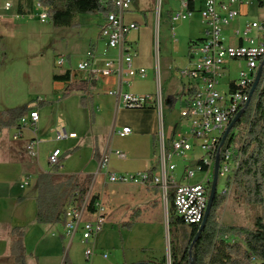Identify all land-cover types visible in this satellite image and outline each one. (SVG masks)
I'll return each mask as SVG.
<instances>
[{
  "label": "built area",
  "instance_id": "1",
  "mask_svg": "<svg viewBox=\"0 0 264 264\" xmlns=\"http://www.w3.org/2000/svg\"><path fill=\"white\" fill-rule=\"evenodd\" d=\"M156 20L157 25L161 12V0H157ZM179 9L170 13V25L182 23L192 19L195 14L200 16L205 26L204 37L193 42L189 51V66L179 71V76L186 79L187 83L183 92L180 117L188 123L189 136L172 128L169 133L161 124L156 136L157 159L160 165L150 172L136 174L116 175L108 171V158L102 156L99 161V169L106 171V177L111 184H133L141 186H155L159 189L163 202L168 203V197L172 196V208L174 215L186 226L199 225L207 207L210 184L216 156H219L217 183L224 181L222 193H226L231 185L232 177L237 169L240 153L233 143H229L223 150V146L229 139L221 144L223 134L235 118L237 113L244 109L250 102L249 92L254 83L257 71L264 59V18L257 21H246L240 28L232 27L240 15V9L252 5L263 7L264 0H176ZM108 2L114 7L113 11L104 16V22L100 28V39L104 41L102 51L103 61L99 65L92 50L77 63L73 69L69 67L62 74L68 73V87L78 76L86 81L115 76L118 79V87L109 90L107 95L117 99L118 104L125 109H143L154 105L159 112L162 110L160 95L138 96L122 91V87L137 79L147 76L146 70L136 68L133 63L134 52L131 42H127V35L138 31L139 26L127 18L133 0H102L105 6ZM12 5L5 2L3 9L9 11ZM34 12L40 22L48 21L47 7L39 2L33 3ZM230 30L229 35L224 32ZM113 51L114 55L109 53ZM68 62V61H67ZM230 63L236 64L237 77L227 85V90L221 92L218 89L219 79L226 71ZM66 64L64 57L55 60V67L63 68ZM232 85V88H230ZM37 102L31 103L30 110L12 128L0 129V135L11 130V140L20 141L24 131H29L32 138L25 144L24 150L29 158L37 157L39 139L36 136L39 114L35 108ZM162 115V113H161ZM166 131V132H165ZM58 137L74 138L75 134L66 135L59 129ZM120 138L131 134V129L125 127L116 133ZM193 141V142H192ZM194 146L199 147L203 156L193 160ZM232 147V151H230ZM114 154L125 159L126 155L120 151ZM60 150H53L48 156L50 166L60 162ZM174 158H180L194 163L196 170L203 173V177L195 181V172L188 166L184 167L181 175L175 174L176 164ZM211 176V177H210ZM195 181V182H193ZM23 182L21 187L27 186ZM89 195L90 192H89ZM88 198L78 205L69 203L64 211V228L68 237H73L77 232L81 234L82 243L86 245L84 258L91 261L95 255L91 242L103 229L107 222L108 207L102 201L94 204V211H88ZM87 217H91L87 219ZM103 259L107 254L103 253ZM63 259L61 264H66Z\"/></svg>",
  "mask_w": 264,
  "mask_h": 264
},
{
  "label": "rangeland",
  "instance_id": "2",
  "mask_svg": "<svg viewBox=\"0 0 264 264\" xmlns=\"http://www.w3.org/2000/svg\"><path fill=\"white\" fill-rule=\"evenodd\" d=\"M13 1V21L6 23L0 28L1 36L0 54V115L10 109L28 107L33 102L43 101V104L35 108L39 112L40 121L38 123V137L52 138L57 117L68 124V131L75 130L80 136V131L87 135L84 137L85 148L81 156H74L70 160L60 157V164L66 169L75 170L79 173H88L94 170L95 164L91 161L89 148L93 143L90 134L92 118L89 109L83 110L76 104L77 96H71L69 101L63 102L56 99L57 93L54 91L53 76L60 75L69 67L73 69L77 63L86 55L100 32L103 24L102 13L81 14L75 19V26L69 28H57L48 21L40 22L36 13L29 16H21L18 7L21 5L23 11H27V4L22 0ZM157 0H134L127 18L136 22L139 30L136 32L135 43L132 44L134 52L133 63L136 68L146 70V79H135L132 81V89L139 94H148L157 97V70L160 72V85L163 97V126L167 128L174 126L178 132L189 136L188 123L181 119L180 111L184 104L176 101L173 106L167 107L165 104L167 96V85H174L179 92L180 85L187 83L186 79L179 76V71L189 66L190 42H197L204 37L205 26L200 20V16L195 14L192 19L170 25V13L179 9L176 0H161V14L157 25L156 7ZM4 0H0V19H4L8 11H4L2 6ZM3 10V11H2ZM256 17L248 16L243 18L242 24L246 21H257ZM242 26H240L241 28ZM230 30L224 32V36L229 35ZM1 35V34H0ZM102 42L96 44V55L101 51ZM64 57L66 64L63 68L55 67V60ZM68 61V62H67ZM228 72L219 79L218 89L225 92L230 81L236 79V71L226 66ZM103 142L109 140L110 134L103 130ZM165 131V132H166ZM232 133L237 134V129ZM73 140L65 141L58 147L65 150ZM193 142V141H192ZM50 143H42L39 146L40 158L34 159L35 163L43 164V157L52 148ZM114 147L116 150L124 152V148L135 149L136 151H147L146 141L135 144L129 138L114 137ZM232 151V147H230ZM26 154V153H25ZM71 155L73 153H70ZM193 155V160L203 156L204 152L197 146L188 156ZM157 155V151H156ZM27 156V154H26ZM28 157V156H27ZM29 158V157H28ZM176 164V176H180L184 167H189L195 172V181L203 177V173L198 172L194 163L180 158H174ZM49 165V164H47ZM116 165L127 170H141L142 165L127 161H120ZM160 160L157 161V166ZM10 164H6L4 159H0V182L8 179L13 170ZM49 168L51 166L49 165ZM22 168L14 175L17 184L21 180ZM211 177V176H210ZM193 181V182H195ZM23 182V181H22ZM24 182L29 183V177ZM1 187V186H0ZM224 188V181L217 183V194ZM109 190V189H108ZM96 195V194H95ZM163 209L158 215L153 217L144 215L137 219L131 227H123L117 224L105 225L103 231L98 235L100 238L95 242L97 252L105 253L107 260L97 256L93 263L97 264H134L148 261H159L165 256V261H169V235H167V221L169 217V203L163 202ZM262 214L260 207L237 202L232 195L231 185L225 193V198L215 212L216 221L222 226H236L253 228L254 218ZM169 231V230H168ZM189 229L183 228L180 231V244L184 248L188 243Z\"/></svg>",
  "mask_w": 264,
  "mask_h": 264
},
{
  "label": "crops",
  "instance_id": "3",
  "mask_svg": "<svg viewBox=\"0 0 264 264\" xmlns=\"http://www.w3.org/2000/svg\"><path fill=\"white\" fill-rule=\"evenodd\" d=\"M7 1L11 3L12 7L7 13H4V19H0V28H2L5 22L8 24L13 21V13L15 12L13 10L14 4L12 0H4V3ZM32 12H34V9ZM248 16L258 19L264 18V5L263 7L252 5L248 8L240 9V15L232 27L236 25L239 27L242 26L243 18ZM136 32L133 31L127 35V42L135 43L137 38ZM0 34V37L3 36L1 31ZM98 42H102V48L100 53L96 55L95 47ZM91 48L100 65L103 61L102 51L104 48V41L100 39V32ZM109 54L114 55V52L111 51ZM229 65L231 69H235L236 64L230 63ZM58 74L61 75L62 73ZM160 75L159 70H157L156 92L161 97L163 109ZM131 84L132 82L129 86L122 87V91L138 96L148 95L139 94L132 89ZM52 85L54 91L57 93L56 99L66 102L70 100L71 96L76 95L77 99L75 101L77 106L83 110L89 109L90 111L92 118L91 131L94 128L96 133L90 134L91 138H93V143L91 148H89V155L91 156V161L95 164V168L88 173H79L78 171L69 170L61 166L60 173L64 175H92L90 194L98 195V200L106 203L108 207L107 222L105 225L117 224L121 226L122 223L128 221L130 215L135 211L139 212V219L144 217V215H147V217L150 215L153 217L155 214L158 215L162 209L164 211L163 200L157 187L150 185L111 184L107 180L106 171H98L100 158L104 155L108 158V171L116 175L136 174L155 169L158 161L156 155V136L161 124L163 126L162 110L160 113L159 109L154 105H149L143 109H125L121 107L116 98L107 95L109 90L118 87V79L115 76L99 79L94 82L86 81L81 76H78L70 87H68L65 81ZM185 86V84L180 85L179 92H177L178 90L174 85H167V96L165 100L167 107L173 106L176 101H182ZM81 100L86 104L85 107L81 106ZM67 127L68 124L59 116L51 132L52 138H39L38 130L36 131V136L39 139L37 158L38 156L40 158V144L50 143L53 145L43 157V164L38 163V160L35 163L34 160H31L34 158H28L25 154V144L32 138V134L29 131H24L22 139L17 142L11 140V130L5 131L0 135V159H4L6 164H10V169L13 170L11 175L7 177L8 179L0 182V264H17L11 254L13 243L12 231L14 229L22 232V244L24 248L23 264H61L63 259L66 260V264H97L96 261L93 263V259L97 256L102 258L101 255L103 253L97 252L94 246L97 236L103 231L105 225L90 243L93 246L95 255L91 261L87 262L83 254L86 245L82 243L80 232H77L73 237H68L65 234L64 219L59 224L47 225L38 224L35 220L36 178L39 172L50 171L49 165H47L49 154L53 150L58 149L60 150L62 158L70 160L74 156L80 157L82 150L85 148L86 143L84 142V137L87 133L80 131L81 138H79V134L75 130L68 131ZM125 127L131 129V134L122 139L129 138L135 144H141L142 140L146 141L147 151H136L135 149L124 148L125 151L122 153L126 155L125 159H120L114 154L115 151H119L114 147V137H119L116 134L117 131ZM172 128L174 126L170 125L167 128V133ZM59 129L64 130L66 135L75 134V137L59 138L57 134ZM103 130H107L110 134L109 140L106 142H103ZM68 140L73 141L65 150L58 147V145L62 146ZM70 153L73 154L71 155ZM127 160L142 165L141 170H127L116 165L120 161ZM20 168H22L21 172H19L22 178L17 184L14 175L18 174L17 170ZM26 177H29V183L27 186L21 187ZM90 218L87 217V219ZM99 238L100 236H98L97 240ZM162 258H165V256H162L160 260Z\"/></svg>",
  "mask_w": 264,
  "mask_h": 264
},
{
  "label": "trees",
  "instance_id": "4",
  "mask_svg": "<svg viewBox=\"0 0 264 264\" xmlns=\"http://www.w3.org/2000/svg\"><path fill=\"white\" fill-rule=\"evenodd\" d=\"M22 1L27 4V11H23L19 5V15H30L34 1H37L47 7L48 22L57 28L75 26V19L81 14L102 13L104 17L114 10L110 2L104 6L102 0ZM192 43L193 41L190 42L189 47ZM68 78V73H65L54 75L52 80L66 82ZM41 104L43 101H38L37 107ZM81 106H86L83 100ZM29 110L26 106L3 112L0 115V129L16 126ZM234 128L237 129V134L231 132L222 148L224 150L229 143H233L240 153L238 166L231 181V192L237 202L260 207L262 214L254 218L252 229L219 225L215 212L223 202L225 193H216L205 226L193 243L200 224L184 225L173 213L170 195L168 197L170 264H189L191 256L194 258V264H264V66L257 88ZM60 168L59 162L58 165L51 166L50 171L39 172L37 175L35 220L38 224L61 223L66 206L71 202L81 205L86 198H88V211L91 213L99 199L98 195H89L92 175H64L60 173ZM138 218L139 212L135 211L121 226L129 228ZM183 228L189 229L188 243L184 248L179 241L180 231ZM12 235L11 254L17 264H23L22 232L14 229ZM143 264H166V261L162 258L159 261H148Z\"/></svg>",
  "mask_w": 264,
  "mask_h": 264
},
{
  "label": "water",
  "instance_id": "5",
  "mask_svg": "<svg viewBox=\"0 0 264 264\" xmlns=\"http://www.w3.org/2000/svg\"><path fill=\"white\" fill-rule=\"evenodd\" d=\"M263 66H264V59H263L261 65L259 66V69L257 71L256 77H255V80H254V83H253V85L251 87V90L249 92L250 99H251V96L253 95V93H254V91L257 88V85L259 83V80H260V77H261L262 71H263ZM248 104H249V102H247L245 104L244 109L239 111L237 113V115L235 116V118L228 125V127L226 128V130H225V132L223 134L221 144H223L224 141L227 139L229 133L233 130L235 124L240 119L241 115L243 114L244 110L247 108ZM218 162H219V156L217 155L216 156V160H215V164H214V169H213L212 181H211V184H210V190H209V195H208L207 207H206L205 214H204V217L202 219V222L200 223L199 230H198V232H197V234H196V236H195V238L193 240V243L197 240L199 234L201 233L202 229L205 226V223H206V221L208 219V216H209V213H210V210H211V207H212L213 199L215 197V194L217 193L216 190H217ZM167 235H169L168 221H167ZM140 264H143V263H140ZM166 264H170V258H169V261L166 262ZM189 264H194V258L192 256L190 257V263Z\"/></svg>",
  "mask_w": 264,
  "mask_h": 264
}]
</instances>
